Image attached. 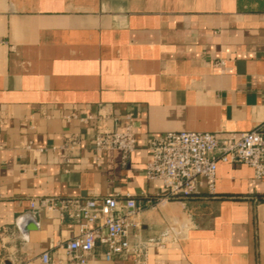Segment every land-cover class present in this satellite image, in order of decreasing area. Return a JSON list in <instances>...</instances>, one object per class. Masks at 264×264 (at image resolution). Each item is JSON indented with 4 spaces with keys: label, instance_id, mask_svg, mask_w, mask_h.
Wrapping results in <instances>:
<instances>
[{
    "label": "crops",
    "instance_id": "crops-1",
    "mask_svg": "<svg viewBox=\"0 0 264 264\" xmlns=\"http://www.w3.org/2000/svg\"><path fill=\"white\" fill-rule=\"evenodd\" d=\"M128 116L136 150L96 151L95 133ZM255 128L264 0H0V264L67 260L59 244L77 222L33 210V197L125 195L158 241L145 264H264V176L251 166L220 162L216 192L184 200H161L162 181L145 176L152 136ZM69 134L82 148L67 164ZM100 251L92 264H139Z\"/></svg>",
    "mask_w": 264,
    "mask_h": 264
},
{
    "label": "built area",
    "instance_id": "built-area-1",
    "mask_svg": "<svg viewBox=\"0 0 264 264\" xmlns=\"http://www.w3.org/2000/svg\"><path fill=\"white\" fill-rule=\"evenodd\" d=\"M77 118L66 116L67 120ZM92 116L82 118L88 121ZM123 131L98 130L93 139L96 151L119 150L128 158L137 148L134 119L128 116ZM67 164L82 148V138L69 134L58 147ZM147 148L151 156L146 164L145 176L160 180L165 187L161 200H184L206 190L216 192L218 164H246L254 169L256 180L264 176V130L220 135L211 132L169 131L152 136ZM43 151V149H40ZM35 211L58 213L61 218L74 219L78 231L72 238L61 242L66 261L54 259L50 252L41 255L43 264H92L90 259L98 249L103 259L111 261L117 256H133L137 263L145 264L147 250L155 240L142 237V207L136 197L40 196L30 200Z\"/></svg>",
    "mask_w": 264,
    "mask_h": 264
},
{
    "label": "trees",
    "instance_id": "trees-1",
    "mask_svg": "<svg viewBox=\"0 0 264 264\" xmlns=\"http://www.w3.org/2000/svg\"><path fill=\"white\" fill-rule=\"evenodd\" d=\"M199 194H197V195H195V196H193V197H190V198H188V199H192V198H195L196 196H198Z\"/></svg>",
    "mask_w": 264,
    "mask_h": 264
}]
</instances>
